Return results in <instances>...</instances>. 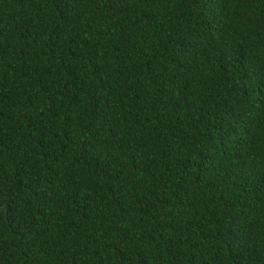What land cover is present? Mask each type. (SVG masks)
I'll return each mask as SVG.
<instances>
[{
	"label": "trees",
	"instance_id": "obj_1",
	"mask_svg": "<svg viewBox=\"0 0 264 264\" xmlns=\"http://www.w3.org/2000/svg\"><path fill=\"white\" fill-rule=\"evenodd\" d=\"M0 264H264V0H0Z\"/></svg>",
	"mask_w": 264,
	"mask_h": 264
}]
</instances>
